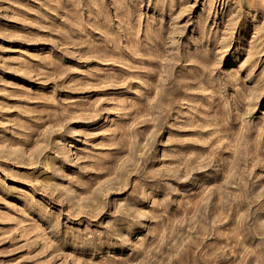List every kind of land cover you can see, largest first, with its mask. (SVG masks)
<instances>
[{
	"label": "rangeland",
	"instance_id": "rangeland-1",
	"mask_svg": "<svg viewBox=\"0 0 264 264\" xmlns=\"http://www.w3.org/2000/svg\"><path fill=\"white\" fill-rule=\"evenodd\" d=\"M0 264H264V0H0Z\"/></svg>",
	"mask_w": 264,
	"mask_h": 264
}]
</instances>
